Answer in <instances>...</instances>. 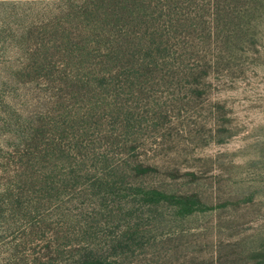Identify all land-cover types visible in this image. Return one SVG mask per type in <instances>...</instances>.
Returning a JSON list of instances; mask_svg holds the SVG:
<instances>
[{
    "label": "rangeland",
    "instance_id": "1",
    "mask_svg": "<svg viewBox=\"0 0 264 264\" xmlns=\"http://www.w3.org/2000/svg\"><path fill=\"white\" fill-rule=\"evenodd\" d=\"M71 1L82 0H0L5 67L19 58L13 39L26 48L78 33ZM178 11L181 70L148 74L144 88L133 87L132 134L118 123L119 135L95 148L130 185L191 196V211L146 202L134 188L98 191L86 180L59 196L41 191L17 176L5 135L0 189L11 188L0 215V264H75L82 250L123 264H264V0H184ZM47 55L65 66L57 48ZM136 164L150 169L137 174ZM17 195L29 216L7 214Z\"/></svg>",
    "mask_w": 264,
    "mask_h": 264
},
{
    "label": "trees",
    "instance_id": "2",
    "mask_svg": "<svg viewBox=\"0 0 264 264\" xmlns=\"http://www.w3.org/2000/svg\"><path fill=\"white\" fill-rule=\"evenodd\" d=\"M183 1L82 0L80 4L71 1V14L80 22V28L75 29L78 33L46 39L43 44L26 48L21 40L13 39L14 45L8 46H13L19 58L7 62L6 67L5 26H0V139L5 140V135L11 139L9 163L14 162L19 168L17 176L21 181L36 180L42 185L41 191L55 196L81 180L109 194L125 193V187L134 188L139 192L134 195L146 202L167 200L186 212L191 211V196L132 186L125 182V175L119 176L118 164L111 156L95 148L119 135L115 134L118 123L123 132L132 134L136 118L130 102H134L133 87L144 88L148 74L181 70L186 44L177 34L181 24L177 16ZM57 26L53 24L56 29ZM52 48L65 56L61 70L57 69L53 56L47 55ZM178 48H182V53ZM39 50L43 53L39 54ZM67 96L76 102L67 103ZM107 124L114 133L105 129ZM66 142L75 150L68 148ZM58 160L68 162V172H60ZM88 162L95 165L87 169ZM2 168H5L3 145L0 178ZM149 169L134 165L137 174H145ZM5 188L0 189V215L5 213L4 198L11 187L7 184ZM22 198L12 197L7 214L13 217L31 214ZM75 264L123 263L105 259L93 250H82Z\"/></svg>",
    "mask_w": 264,
    "mask_h": 264
}]
</instances>
